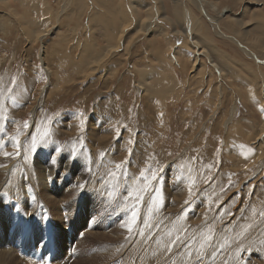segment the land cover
Wrapping results in <instances>:
<instances>
[{
  "label": "rangeland",
  "instance_id": "obj_1",
  "mask_svg": "<svg viewBox=\"0 0 264 264\" xmlns=\"http://www.w3.org/2000/svg\"><path fill=\"white\" fill-rule=\"evenodd\" d=\"M39 30L51 34L39 40ZM88 45L92 50L82 54ZM138 70L153 82L168 73L175 79L166 102L154 105L139 91ZM13 77L22 94L16 107L4 99L9 119H0L2 155L15 152L10 137L24 121L31 133L42 117L54 116L53 139L71 145L82 138L83 155L72 162L62 151L53 165L57 145L48 144L27 160L23 154L9 158H20L34 172L41 165L54 183L65 161L71 169L65 170L69 178L62 191L78 184L75 173L83 176L86 166L102 186L111 179L108 169L127 162L129 176L115 182L124 177L131 184L145 170L150 189L161 190L155 220L162 217L163 225L173 215L185 242L195 237L197 250L202 234L211 236L217 254L206 245L209 262L264 264V165L257 170L264 152L253 150L264 148V0H0V89L15 92ZM226 142L236 143L231 155L224 151ZM136 184L143 187V179ZM119 190L123 200L127 192ZM198 209L207 215L197 219ZM176 249L185 252L183 246ZM83 252L80 247L78 258Z\"/></svg>",
  "mask_w": 264,
  "mask_h": 264
},
{
  "label": "bare ground",
  "instance_id": "obj_2",
  "mask_svg": "<svg viewBox=\"0 0 264 264\" xmlns=\"http://www.w3.org/2000/svg\"><path fill=\"white\" fill-rule=\"evenodd\" d=\"M194 1L196 3L199 2V0ZM200 6L202 5L200 4ZM223 11L224 10L220 11V14ZM225 12L226 11H224V13ZM29 20L30 23L33 24L32 18ZM51 30L44 32H40L39 30V40L44 36L51 34ZM41 45L43 48L44 44ZM107 47L108 51H106ZM107 47H105L104 50L108 53L110 52V44H108ZM91 48L92 46L90 45H88V48L87 46L81 48L82 54L90 52L92 50ZM101 51L102 50H100V52ZM42 57L43 56H41V60L44 64V58ZM72 64L73 66H71V68L74 69L76 67V61ZM162 65H159L160 68L157 66L159 69H156L160 74L163 73L162 69L165 70L164 67L166 66ZM149 68L152 69V67ZM138 72L139 80L137 82L139 91L141 93H147L149 96L148 101L156 102L154 105L166 102L165 100L168 99V94L170 93L172 86L176 85L174 83L175 79L170 77L168 75L169 73H166L167 76L163 75L161 79L153 82L152 76H149L147 72H141V70H138ZM232 118L233 116L230 114L227 125H230L229 122H231ZM233 129L234 128L232 127V130ZM240 134L241 133L238 132V135L235 136L237 137ZM94 137L96 138V136ZM7 142L9 141L7 140ZM235 145L236 143L234 142H226L224 145L225 153H230L231 155ZM261 147L262 145H259L260 149L258 147H253V150L264 152V148ZM1 151L3 152L2 149ZM9 157L3 156L0 152V264H14V259L17 262L18 260L22 261L23 264L43 263V259L47 256L49 249L51 248L54 250L52 264H180V254L183 252H180L175 246L173 247L172 253L167 252L165 250V245L161 240V237L166 239L167 231L174 226L176 218H174L173 215H170L171 218L166 220L167 222L164 223L165 225H161L162 221L160 219L162 217H157L156 221L160 222L159 228L153 227L151 229L152 238L146 240L144 237L137 234V229L143 227V215L141 219L138 220L133 233L130 234L125 226L128 219L124 217L125 215H120L123 214L121 210V205H123L121 194L118 192L110 198L107 195V190L102 193L97 192L96 189L101 188V186H98L101 181L97 179L96 175L93 176L90 173L85 172L83 173V176H77L75 173V182L77 178V183L88 181L86 189L81 191L79 188L74 187L70 191L68 188H64L62 191L63 185L66 183L68 184L67 180L69 178L67 175L68 172L65 170L71 169L70 165L67 167L65 166V161L61 163L64 173H62L60 178L54 183L50 181L47 176H44L45 174L42 172L44 167H41L39 163H37V166L39 165L38 167L40 170L34 172V170L27 169L24 162L19 160L20 158L14 160V162ZM261 157L262 156H259L261 160L257 165V170H260L264 165V155L263 158ZM234 163V167L240 168V165L237 164L241 163L239 159L237 160V158H234ZM53 174L54 173H52V175ZM48 176H50L49 173ZM123 178H120L118 183L124 181ZM49 184L52 186V189L49 188ZM55 184L59 185L58 189L54 187ZM107 189L110 190L108 187ZM176 194L177 193L175 192L173 196L175 197V200H178L177 197L180 193ZM107 199L109 200V203H106ZM145 201L148 203V196L145 197ZM110 202L117 206V208H114L115 210L111 209L112 211H110ZM172 208L171 205L168 207V210ZM84 210L89 211L87 219H83V217L80 218L79 213ZM146 210L147 208L142 204V213H145ZM198 210V215H196L197 219L207 215L206 212H201L202 209ZM234 211L235 214H237L240 209L235 208ZM90 215L92 217H90ZM106 216L107 218L108 216L110 217L109 220L105 219ZM66 218L69 219L65 223L64 219ZM79 219V223L84 224L83 227H77ZM118 219H120V221H118ZM194 220L196 221V219ZM63 222L64 224L62 226ZM194 226L195 225L192 223L190 229ZM36 229H38L37 232H35ZM212 245L213 244H211V246ZM79 246L82 247L84 252L78 258ZM215 248L216 245L214 244L212 250ZM40 251L41 258L35 260ZM183 260L187 261L188 256L185 255ZM203 264L214 263L213 261L209 262V255H207L204 257Z\"/></svg>",
  "mask_w": 264,
  "mask_h": 264
},
{
  "label": "snow or ice",
  "instance_id": "obj_3",
  "mask_svg": "<svg viewBox=\"0 0 264 264\" xmlns=\"http://www.w3.org/2000/svg\"><path fill=\"white\" fill-rule=\"evenodd\" d=\"M11 83L13 85H17V89L14 92L12 88H8L5 92L3 89H0V119L6 120L9 119L7 116V109L4 105V99H8L13 107L19 106V99L20 95L22 94V90L20 89L18 82L15 77L12 78ZM54 123V116H45L42 117L39 122H36L34 125V130L29 134L28 129L30 127L28 121H24L22 126L18 127L17 133L10 137V141L12 147L15 149L14 153L4 152L3 155L5 157L9 156H16L19 157L23 154V158L27 160L28 154L35 153L39 146L54 144L57 145L55 147V154L52 155L50 163L55 165L57 164V154H60L62 151H68L70 153L69 160L74 162L77 157L83 155L82 149H84V140L81 138L76 143H72L71 145H58L57 142L53 139V129L52 124ZM83 123V121H82ZM5 128L2 123H0V133L4 132ZM83 131V129H82ZM23 137V139H21ZM117 139L119 138V132L117 133ZM132 141L130 140L129 143ZM79 144V146H77ZM4 145L0 142V148ZM85 151H87L85 149ZM107 153L101 152L99 153V157L101 159L106 158ZM94 161L92 160L90 154L88 156V165L93 164ZM106 164H110V161L105 159ZM126 163H117L115 164L114 169H108L107 175L111 177L109 180L104 181V185L101 186L100 189H96L97 192H104L107 190L108 197H113L114 194L119 192V189L123 188L127 195L123 196V207L121 208L122 211L127 212L128 220L127 224L125 225L130 234L133 233L134 228L137 226L138 220L141 219L143 215V227L137 229V234L144 237L146 240L152 238L151 229L153 227L159 228V221L155 220L156 214L159 211V200L158 196L161 192L160 188L150 189L149 178L145 175V170H141L140 176L133 179L131 184L128 183V180L122 181L120 183H116L118 176L128 177L129 173L127 172ZM85 171L89 172L91 175H96L93 172L91 167L86 166ZM143 179L144 186L139 187L136 184V181L139 179ZM152 179H157L155 172L152 173ZM88 181L80 182L74 187L79 188L81 191L86 189ZM107 186H110V190L107 189ZM145 195H148L149 200L151 203H147L145 201ZM186 203H188L186 201ZM141 204H144L147 208L146 213H142L141 211ZM183 217H179V220H182ZM155 221V223H154ZM167 239L161 237L165 245V250L169 253L173 252V247L180 248L183 246L185 252L181 253V261L180 264H203L204 255L203 250L206 245L210 246L211 236L206 234H202L201 240L199 241L200 247L199 249H194L192 241L195 240V237H188L189 242H185L184 234L181 230L173 226L172 229L168 230L166 233ZM243 249H241L242 251ZM215 249H213L212 256L216 255ZM187 255L188 260L184 261L183 257Z\"/></svg>",
  "mask_w": 264,
  "mask_h": 264
}]
</instances>
